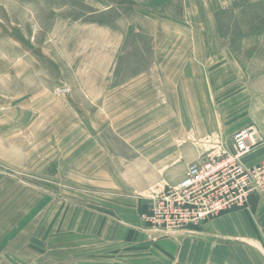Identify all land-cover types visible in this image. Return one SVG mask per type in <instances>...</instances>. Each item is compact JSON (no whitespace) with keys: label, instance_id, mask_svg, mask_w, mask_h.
I'll list each match as a JSON object with an SVG mask.
<instances>
[{"label":"rangeland","instance_id":"obj_1","mask_svg":"<svg viewBox=\"0 0 264 264\" xmlns=\"http://www.w3.org/2000/svg\"><path fill=\"white\" fill-rule=\"evenodd\" d=\"M208 18L189 15L182 20L186 24L201 23L202 19L205 23L206 20L209 24L217 23L220 39L224 37L238 43L253 39L257 41L255 46L239 50L240 53L264 58V0H220L219 14ZM143 20L149 25L170 21L151 8L141 10L131 5H117L107 9L103 1L0 0V138L9 142H12L10 138H15L18 148L15 166H0L1 199L11 201V206L16 208L15 219H12L17 233L11 234V239H17L18 264H27V261L32 264H264V239H246L249 232L263 233L264 225H253L251 229L248 218L242 216L243 222L235 236L222 235L220 213L206 218L198 231L179 230L173 233L175 236L165 235L144 219L147 225L142 240L113 241L112 246H105L103 239L89 246L88 241H69L72 231L66 225L59 235L63 237L60 249L65 246L61 255L59 253L62 259L56 262V255L46 252L41 257L40 249L43 252L58 246L56 248V241H44L46 209L36 208L35 203L39 206L45 199L53 206L64 202L66 221L73 204L95 205L98 221L103 223L107 216H121V204L134 206L131 198L137 193H130L134 191L130 182L133 184L139 179L142 186L154 176V170L148 167L143 177L111 178L104 169L88 176V172H94L107 159L104 158L108 146L112 145L115 157L121 156L116 150L136 148L124 147L120 137H125L126 132L143 135L139 124L144 114L137 113L135 95H127L130 87L114 89L104 96L99 90L104 89L105 82L95 81L104 73L117 75L135 69V65L126 64V58L137 55L133 44L138 38L145 43L146 55H150L151 35L142 33ZM89 89L96 90L92 103ZM63 126L64 133L58 130ZM129 137L133 141L137 139ZM56 139L65 142L62 155ZM7 140L1 143L8 146ZM88 149L93 152L88 153ZM13 156L11 154L10 159ZM57 163L63 164L60 176L52 174L57 172ZM120 164L114 161L115 167ZM79 172L87 175L78 187L72 178ZM112 180L120 181L118 194L108 192L104 186ZM62 182L64 185L57 188ZM5 184L8 187H3ZM168 186L157 182L140 194V200L150 209L152 197ZM121 198H125V203ZM53 211L56 212V208ZM143 213L146 211L141 212V217ZM130 214L136 216L135 210ZM3 225L1 233H4ZM105 228L98 224V234ZM113 228L114 233L121 231L119 225ZM169 236L176 240L174 255L161 241ZM0 237L1 244L10 235ZM8 243L1 252L7 251ZM73 252L77 255L75 263L71 259ZM11 263L10 258L0 256V264Z\"/></svg>","mask_w":264,"mask_h":264},{"label":"crops","instance_id":"obj_2","mask_svg":"<svg viewBox=\"0 0 264 264\" xmlns=\"http://www.w3.org/2000/svg\"><path fill=\"white\" fill-rule=\"evenodd\" d=\"M93 1H103L107 9L117 5H131L141 10L142 7L151 8L174 22L171 24L170 21H167L164 24L151 23L149 25L144 24L143 20L142 33L151 35V41L148 44L150 55H146L145 43L138 38L133 44L137 55L126 58V64L135 65V69L129 67L130 72L117 75L104 73L100 75L101 78L95 79V81L105 82L104 89L99 90L100 94L104 96L111 94L114 89L130 87V90H127V95H135L137 113L144 114L145 118L143 117L139 124L143 135H140L141 132L133 135L128 131L125 137H120L124 147L132 145L136 148L126 147V149H122V152L116 150L117 155L121 156L115 157L112 145L108 146V152H105L107 157L104 158L107 159L102 165H98L94 172H88V176H94L104 169V172L106 174L108 172L111 178L143 177L146 167L154 170V176L152 179L144 181L142 186L139 179L133 182L134 185L130 182L131 188L134 189L130 193H137L133 194V198H131L135 201L134 206H131L133 208L124 206L128 204H121V216L104 215L107 217L103 219V223L98 221L97 206L95 205L73 204L71 213H67L69 217L66 221L64 202L54 206L53 203L49 204L47 199L41 200L39 206L35 203L36 208L46 209L47 235L43 234V236L46 235L44 241H56V248L58 246L57 249L51 246L52 250L43 252L40 249L41 257L45 252L47 255L50 253L53 256L56 255V262L62 259L59 253L61 255L62 249L65 248L63 245L60 249L59 245L60 241L63 242V237L59 235L64 232L66 225L70 226L72 231L69 241L79 243L88 241L87 246L98 239H103L106 242L105 246H112L113 241L122 243L131 240L138 242L139 238L142 240L146 233L147 223L140 214L144 211L148 212L149 206L143 204L140 194L157 182L169 186L178 184L186 176L188 166L204 157L205 150L217 147L220 142L229 146L236 131L248 126L254 127L262 141L246 156L245 160L248 163H256L264 158V58L240 53L239 50L245 51L255 46L257 41L253 39L239 43L224 39V37L220 39V25L208 23V17H215L219 14L220 0ZM189 15L190 17L196 15L208 18V20L206 23L205 19H202L201 23L186 24L182 19ZM258 66L261 67L258 68ZM89 80L94 81L93 78ZM89 90L88 97L92 103V98L96 97V90ZM58 130L65 132L64 126ZM129 136H136V141H133V138L130 140ZM6 140L0 138V166L11 168L15 166L13 163L16 161L15 153L18 148L15 138H10L12 142L7 140L8 146L1 143ZM56 141L61 145L59 151L62 155L65 142L60 139H56ZM97 148H94L93 151ZM131 150L133 152H129ZM87 152L90 153L91 149H88ZM11 154L14 156L10 159ZM114 161H120L121 164L115 167ZM62 165L57 163V172L52 174L60 176ZM0 171H2L1 168ZM77 174L72 178L74 185L82 186L81 183L84 182L82 178L87 174L81 172ZM61 184L64 185V182L58 184L57 188L62 186ZM117 184H120L119 180H112L104 186L108 192L118 194L121 188ZM5 186L8 187L7 184L3 187ZM1 188L0 173V236L1 234L10 235L0 244V256L10 258L11 264H18L17 239L16 237L11 239V234L17 233L16 222L12 219H15L16 208L11 206V201L1 199ZM127 188L129 187L127 186ZM124 201L125 198L122 203H125ZM55 208L56 212L53 211ZM134 210L136 216L130 214V211L134 212ZM242 216L243 219L248 218L247 224L250 225V228H253V225L255 227L264 225V192L252 194L242 209L231 208L220 213L222 235L229 233L228 235L235 236V231L238 233L243 222ZM2 224H4L2 226L4 233H1ZM98 224L106 226L104 230L101 229L99 234ZM118 225L121 231L114 233L113 226ZM173 238L169 236L161 241L165 243V249L174 255L177 244ZM175 238L177 239V237ZM236 238L245 240V237L242 236ZM257 238L264 239V231L260 234L249 232L246 239L252 241ZM0 240H2L1 237ZM6 242L8 243L7 251L1 252V250H5ZM32 255L36 256V253H32ZM71 259L75 263L76 252H73ZM67 261H70L69 257ZM31 262L27 261V264H32ZM47 264L49 263L47 262Z\"/></svg>","mask_w":264,"mask_h":264},{"label":"built area","instance_id":"obj_3","mask_svg":"<svg viewBox=\"0 0 264 264\" xmlns=\"http://www.w3.org/2000/svg\"><path fill=\"white\" fill-rule=\"evenodd\" d=\"M260 141L254 127L248 126L233 134L229 146L220 142L206 150L178 184L152 197L143 219L165 235H174L196 230L209 216L245 206L252 194L264 192V158L256 163L245 160Z\"/></svg>","mask_w":264,"mask_h":264}]
</instances>
